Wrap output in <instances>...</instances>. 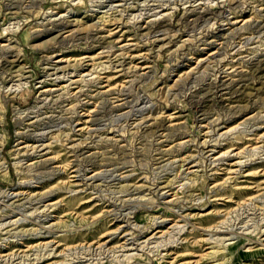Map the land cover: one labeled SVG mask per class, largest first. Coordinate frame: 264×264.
<instances>
[{
  "label": "rangeland",
  "instance_id": "374dc122",
  "mask_svg": "<svg viewBox=\"0 0 264 264\" xmlns=\"http://www.w3.org/2000/svg\"><path fill=\"white\" fill-rule=\"evenodd\" d=\"M0 264H264V0H0Z\"/></svg>",
  "mask_w": 264,
  "mask_h": 264
},
{
  "label": "bare ground",
  "instance_id": "6f19581e",
  "mask_svg": "<svg viewBox=\"0 0 264 264\" xmlns=\"http://www.w3.org/2000/svg\"><path fill=\"white\" fill-rule=\"evenodd\" d=\"M5 53V52H4ZM204 256V255H203ZM195 260V259H194Z\"/></svg>",
  "mask_w": 264,
  "mask_h": 264
}]
</instances>
